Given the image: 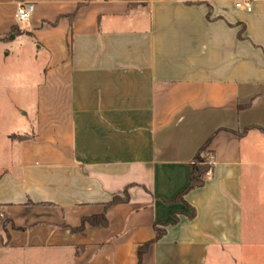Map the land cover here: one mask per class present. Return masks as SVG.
<instances>
[{"label":"crops","instance_id":"obj_1","mask_svg":"<svg viewBox=\"0 0 264 264\" xmlns=\"http://www.w3.org/2000/svg\"><path fill=\"white\" fill-rule=\"evenodd\" d=\"M7 36L45 62L0 134V264H264V0H0Z\"/></svg>","mask_w":264,"mask_h":264},{"label":"rangeland","instance_id":"obj_2","mask_svg":"<svg viewBox=\"0 0 264 264\" xmlns=\"http://www.w3.org/2000/svg\"><path fill=\"white\" fill-rule=\"evenodd\" d=\"M9 37L0 38V134L23 128L35 112L45 62V55L36 52L31 41Z\"/></svg>","mask_w":264,"mask_h":264},{"label":"trees","instance_id":"obj_3","mask_svg":"<svg viewBox=\"0 0 264 264\" xmlns=\"http://www.w3.org/2000/svg\"><path fill=\"white\" fill-rule=\"evenodd\" d=\"M124 1H133V0H124ZM130 5V3H129ZM14 31V28L12 29L11 32ZM13 139H18V140H22L24 139L23 136H17V137H13ZM210 144V139L208 141H206L202 146L201 148L199 149L197 155L195 156V162H193V164H191L189 166V170H188V184L187 186L185 187V189L179 193L177 195V197L173 200V202H182V197L187 194L188 192L194 190V189H197L199 187H201L204 183V175L205 173L208 171L209 167L204 164V163H199L198 159H204V156L207 154V148ZM127 200L126 197L122 200L118 199V198H113V203H118V202H121V201H125ZM83 221H87V220H83ZM90 222H92V220H89ZM168 224H172V223H166V224H161V225H154L153 229H154V232H155V237H154V241H157L159 240L162 235L164 234V227ZM142 248L141 247L139 249V254L141 253L142 251Z\"/></svg>","mask_w":264,"mask_h":264},{"label":"built area","instance_id":"obj_4","mask_svg":"<svg viewBox=\"0 0 264 264\" xmlns=\"http://www.w3.org/2000/svg\"><path fill=\"white\" fill-rule=\"evenodd\" d=\"M235 6L237 8H239V7H241V4L240 3H236ZM243 8L245 10H247V11L250 10L249 4L243 5ZM32 9H33L32 5H28L26 7L23 6V5H19L18 8H17L16 14H15L16 20L19 21V22L27 21L29 19V17H30ZM211 161H212V158L210 156L208 162L211 163ZM210 175H211V169H208V171L205 173L204 176L205 177H209Z\"/></svg>","mask_w":264,"mask_h":264}]
</instances>
